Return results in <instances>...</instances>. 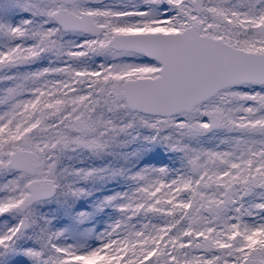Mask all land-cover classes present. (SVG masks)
Masks as SVG:
<instances>
[{
    "label": "snow or ice",
    "instance_id": "6c2138e0",
    "mask_svg": "<svg viewBox=\"0 0 264 264\" xmlns=\"http://www.w3.org/2000/svg\"><path fill=\"white\" fill-rule=\"evenodd\" d=\"M0 264H264V0H0Z\"/></svg>",
    "mask_w": 264,
    "mask_h": 264
},
{
    "label": "rangeland",
    "instance_id": "374dc122",
    "mask_svg": "<svg viewBox=\"0 0 264 264\" xmlns=\"http://www.w3.org/2000/svg\"><path fill=\"white\" fill-rule=\"evenodd\" d=\"M88 163H92V162H88ZM95 163H96V164H99L100 162H99V161H96Z\"/></svg>",
    "mask_w": 264,
    "mask_h": 264
},
{
    "label": "trees",
    "instance_id": "16d2710c",
    "mask_svg": "<svg viewBox=\"0 0 264 264\" xmlns=\"http://www.w3.org/2000/svg\"><path fill=\"white\" fill-rule=\"evenodd\" d=\"M86 163H88V162H86Z\"/></svg>",
    "mask_w": 264,
    "mask_h": 264
}]
</instances>
